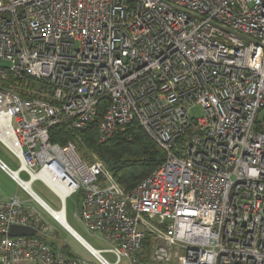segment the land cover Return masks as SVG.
Returning a JSON list of instances; mask_svg holds the SVG:
<instances>
[{
	"label": "built area",
	"instance_id": "2783aa9c",
	"mask_svg": "<svg viewBox=\"0 0 264 264\" xmlns=\"http://www.w3.org/2000/svg\"><path fill=\"white\" fill-rule=\"evenodd\" d=\"M29 79L46 88L22 97ZM103 100L100 143L136 122L165 155L128 193L50 141L58 124L86 129ZM0 142L18 162L0 169L61 228L49 211L67 221L80 195L75 217L108 245H82L99 264H264V0H0ZM54 236L26 200L0 202V264H86Z\"/></svg>",
	"mask_w": 264,
	"mask_h": 264
},
{
	"label": "trees",
	"instance_id": "16d2710c",
	"mask_svg": "<svg viewBox=\"0 0 264 264\" xmlns=\"http://www.w3.org/2000/svg\"><path fill=\"white\" fill-rule=\"evenodd\" d=\"M17 85L21 87L22 97L26 95L23 87L35 88L38 91L46 88L43 81L34 79L21 82V86L19 83ZM106 107L107 101H101L94 121L84 130H73L66 123L53 126L49 131L50 141L59 145L74 143L78 155L86 162L91 160L88 153L92 152L112 173L124 192L128 193L164 162L165 155L136 122L117 130L108 140L100 143L98 124ZM189 132L190 130L186 134ZM184 139L186 138L182 140ZM51 245L59 248L55 244ZM60 250L73 256L68 246L60 247Z\"/></svg>",
	"mask_w": 264,
	"mask_h": 264
},
{
	"label": "rangeland",
	"instance_id": "374dc122",
	"mask_svg": "<svg viewBox=\"0 0 264 264\" xmlns=\"http://www.w3.org/2000/svg\"><path fill=\"white\" fill-rule=\"evenodd\" d=\"M3 65H8L7 62H3ZM189 115L192 117H200L202 114V110L200 107L196 106L193 107L189 112ZM258 118H262V112H259ZM91 157V160H93L95 157L98 159L96 155H94L92 152L88 153ZM20 177L22 180H25V175L21 174ZM13 189L15 190V194L20 197L23 200H26L30 206H32L36 212L43 218L46 222H48L55 230V236L52 240V244L57 247H63L68 246L70 249V252L75 255L76 257H79L83 260L88 261L89 263L96 264L92 257L82 248L80 245L72 239V237L65 232L59 225H57L40 207H38L33 201L28 200L25 193H23L20 189H17L15 185H12ZM33 192L47 205H49L53 210L59 209V201L54 196V194L49 191L47 188H45L40 182H35L32 185ZM80 205H81V198L79 194H75L68 198L66 200V206H65V213H66V220L68 225L80 236L83 237V239L89 243L92 247L96 249H105L108 248V245L102 242L99 237L92 236L80 223L78 220V217H75V215H79L80 213ZM106 260L109 262H113L114 258L110 254H104L103 255ZM146 255H144V258ZM120 264H129L127 260H122Z\"/></svg>",
	"mask_w": 264,
	"mask_h": 264
},
{
	"label": "crops",
	"instance_id": "0c3cea01",
	"mask_svg": "<svg viewBox=\"0 0 264 264\" xmlns=\"http://www.w3.org/2000/svg\"><path fill=\"white\" fill-rule=\"evenodd\" d=\"M0 161L5 164L8 168H10L11 170H16L18 167V162L15 159V157L10 153V151L0 142ZM12 185H15L14 182L0 169V202L6 201L9 198H11L12 196L16 195L15 190L13 189ZM75 232V231H74ZM78 234V233H77ZM79 235V234H78ZM71 236V235H70ZM80 236V235H79ZM72 237V236H71ZM82 239L83 237L80 236ZM72 239H74L72 237ZM84 240V239H83ZM74 241H76V243L78 245H80V247H82L84 249V247L82 246V244H80L77 240L74 239ZM85 241V240H84ZM89 244V243H88ZM96 249V248H95ZM99 249V248H98ZM70 250V249H69ZM85 250V249H84ZM86 251V250H85ZM87 252V251H86ZM88 253V252H87ZM89 254V253H88ZM90 255V254H89ZM75 256V255H73ZM93 259V261L96 264H99L97 262V260L90 255ZM79 258V257H78ZM81 259V258H80ZM83 260V259H82ZM85 261L86 264H92L89 263L86 260ZM129 263V262H128Z\"/></svg>",
	"mask_w": 264,
	"mask_h": 264
},
{
	"label": "bare ground",
	"instance_id": "6f19581e",
	"mask_svg": "<svg viewBox=\"0 0 264 264\" xmlns=\"http://www.w3.org/2000/svg\"><path fill=\"white\" fill-rule=\"evenodd\" d=\"M5 76L7 77L5 80V83H7L9 80H11V78L8 75V73H6V72H5ZM11 83H12V80H11ZM34 198L43 208L48 210V207L46 206L45 203L41 202L38 198H36V196H34ZM49 212L52 213L54 218L59 222V224L62 226V228L65 232H67L69 235H71L74 239H75L74 235L76 237L79 236L76 232H74V230L70 227V225H68L67 221H65L63 211H53V212L49 211Z\"/></svg>",
	"mask_w": 264,
	"mask_h": 264
},
{
	"label": "water",
	"instance_id": "95a60500",
	"mask_svg": "<svg viewBox=\"0 0 264 264\" xmlns=\"http://www.w3.org/2000/svg\"><path fill=\"white\" fill-rule=\"evenodd\" d=\"M36 196V195H35ZM41 202H43L38 196H36ZM44 203V202H43ZM8 235L10 237H16V236H32L33 230L28 227H21V226H11L8 231ZM75 239L82 244L85 247H89L86 241H84L80 236H75Z\"/></svg>",
	"mask_w": 264,
	"mask_h": 264
}]
</instances>
